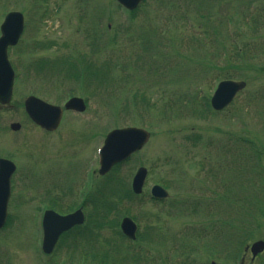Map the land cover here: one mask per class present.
I'll return each instance as SVG.
<instances>
[{"label":"rangeland","instance_id":"rangeland-1","mask_svg":"<svg viewBox=\"0 0 264 264\" xmlns=\"http://www.w3.org/2000/svg\"><path fill=\"white\" fill-rule=\"evenodd\" d=\"M15 9L25 21L19 43L8 54L15 80L10 102L0 105V154L14 157L19 165L22 163L18 177L22 187L14 192L19 200H13L12 196L11 216L0 229V264H103L101 253L117 245L137 252L141 258L138 264H210L211 260L217 264L221 254L216 252L208 258L204 248L193 252L194 248L209 244L215 250H223L230 246L234 256L246 243L257 238L264 240V214L258 208L264 210V191L258 181V170L264 169V161H258L252 150L245 149L250 143L240 147L230 137V147L225 152L228 136L221 132L232 124L240 131L239 135L244 130L257 148V139L260 144L264 142V71L257 70L264 67V0H146L132 13L116 0H0V22L8 11ZM79 16L83 17V23ZM34 42L42 49L33 50ZM218 42L224 43L227 50L223 51L225 56L222 52L215 60L217 66H227L232 44L234 50L243 52L244 58L249 56V63L245 67L240 63V70L232 78L245 80L247 86L222 111L198 116L190 111L187 96L170 93L178 94L180 87H192L198 92L207 91L206 98L203 92L199 94L201 107L209 102L224 72L210 66L211 63L205 68L199 59H203L206 51L212 54L213 45L219 47ZM62 56L89 59L97 66L107 62L111 66L110 78L86 87L81 80L65 79L54 71H45L46 77L39 76L25 66L37 58L49 59L54 64L52 60ZM180 73L187 77L184 86L171 83ZM54 76L59 78L58 84ZM141 90L151 97L152 111L137 96H146ZM28 94L43 99L51 96L56 101L63 99L57 104L75 95L88 103L81 113L63 111L59 126L50 132L39 128L25 113L22 101ZM170 99L179 103L172 104L174 110L170 111L171 115L178 112L179 119L161 116ZM243 107L246 116L230 124L229 118ZM13 121L20 123L16 131L9 128ZM126 126L145 128L150 133L148 141L126 161L111 168V173L99 175L95 150L106 132ZM196 134L203 139L197 146L192 145L197 143ZM186 135L191 137L192 144L186 142ZM209 143L213 146L208 152L205 147ZM202 156L207 157L200 161ZM246 161L251 165L247 173L249 182L244 179ZM199 162L203 163L199 167L202 172L197 169ZM138 166L148 169L142 193L133 197L130 204L119 202L117 211L109 218L116 223L123 216L131 217L139 233H147L146 237L130 243L121 233L117 235L116 228L106 225L96 232L81 229L77 240L71 241L72 234L78 231L73 226L61 238L57 249L50 254L42 253L38 229L44 207L57 212L73 209L93 192L101 194V203L114 202L122 195H116L115 184L107 186L106 181L113 172H119L121 182L118 179L116 187L120 193L127 191ZM213 168L215 173L211 171ZM27 171L29 176L37 173L34 182H41V188L34 191L31 180L24 179ZM153 184L165 186L170 197L153 200L149 195ZM228 186L237 188L243 203L249 201L243 206L255 216L247 221L240 216L229 222V230L223 221L230 212L237 211L239 204H234L235 210L227 206L230 203L227 198L234 197L231 190L226 192ZM49 199L55 204H49ZM197 200L207 206L200 207L204 217L193 212ZM16 201L24 203L17 207ZM83 210L92 214L94 206L85 204ZM153 224L155 231L150 235L148 231ZM84 227L85 224L79 228ZM197 229H201L199 234ZM231 229L233 241L227 243ZM262 253L264 257V250Z\"/></svg>","mask_w":264,"mask_h":264},{"label":"water","instance_id":"water-1","mask_svg":"<svg viewBox=\"0 0 264 264\" xmlns=\"http://www.w3.org/2000/svg\"><path fill=\"white\" fill-rule=\"evenodd\" d=\"M123 5L133 8L140 0H118ZM22 15L19 12H10L6 15L1 24L0 36V102H8L13 83V70L7 60L6 48L9 44H14L22 29ZM243 81L222 80L217 84L213 92L210 103L214 109H221L225 106L237 91L244 86ZM25 107L29 116L40 126L47 129L56 127L61 110L57 106H52L41 100L29 96L25 100ZM66 107H75L82 109V101L78 98H72L66 103ZM13 129L18 127L17 123L11 124ZM148 133L140 128L128 127L110 131L101 149V163L99 172L105 173L114 162L127 158L130 153L139 149L147 140ZM13 170V165L0 159V226L5 219V209L9 194V176ZM145 176V168L140 167L132 181V188L135 192L141 189L142 181ZM151 192L157 197H163L166 192L158 185L152 187ZM47 217V218H46ZM43 220V249L49 252L53 247L58 235L71 225L81 221L79 210L66 216H58L52 212H47ZM121 228L125 234L134 236L135 224L128 217L123 218ZM264 246L263 241H256L252 244V253H256Z\"/></svg>","mask_w":264,"mask_h":264},{"label":"trees","instance_id":"trees-1","mask_svg":"<svg viewBox=\"0 0 264 264\" xmlns=\"http://www.w3.org/2000/svg\"><path fill=\"white\" fill-rule=\"evenodd\" d=\"M201 3H203V2H201ZM258 14L261 15L259 12H258ZM218 43H219V47L216 45V43L213 45V47H215V48L213 49L212 54H211V51L209 53H208V51H206V53H204L205 56L203 57V59L202 60L199 59V61H200L201 65L204 66L205 68H207L209 66V64L211 63L212 65H210V66L218 67L219 69H221L224 72V75H223V77H221V79L233 78L236 75L235 72L240 70V65H239L240 63L244 64L243 67H245L246 63H249V61H248L249 56L245 55L247 53H244V55L246 56L244 58L243 52H241V50H239V52H237L238 48H236V50H234L235 45L232 44V49H231L232 53L230 52L226 58L227 66L226 65H224V67L217 66L215 64V60L217 59L218 56H219L218 58H220V55H219L220 53H222L224 50H227L226 48H224V46H225L224 43H221V42H218ZM222 54L225 56L224 52ZM208 55L210 58H208ZM224 56H223V58H224ZM52 61H54L55 63L54 64L49 63L50 68L55 70L57 72V74H62V76L64 78L78 79V80H81L83 83H90V82H92V80H96L98 82V84H101L103 82L105 83L110 78L109 77V67L107 66V64H108L107 62H104L100 66H97L94 63H92L91 61H88L84 58H69L68 56L67 57H65V56L58 57V59H54ZM43 62L45 63L46 61H43ZM136 62L137 63L140 62V56H139V58H137ZM221 63L223 64V62H221ZM205 65H207V66H205ZM250 67H252V69H253L255 66L252 65ZM257 70L258 71H264V67H258ZM181 73L177 74V76H175V79L173 80V82H171L172 84L180 83V84H182L181 86H184V83L186 82L187 77L183 76V74H181ZM183 81H184V83H183ZM180 88H181V91L178 94L170 93L171 96H173V95L178 96V97L187 96V98L190 102V104H188V107H190V111L192 113H195L198 116H200L201 114L204 115V114H206V112H208V114H209L210 106H209L208 102H204L203 107H201L199 105L202 102V100H201L202 96L199 97V94L201 92H203V97L206 98L205 96L207 95V91L199 90V92H198V90L195 91L194 90L195 88L193 89L192 87H187L185 89H183L182 87H180ZM145 95H146V93H145ZM141 97H142L143 101L146 103L149 100L147 97L144 96V94H141ZM167 103H168V105L165 107L161 116H163L165 118H168V115H170L172 118L178 117L179 116V115H177L178 112H175L174 115H171L170 111L174 110L172 104L179 105V103L174 102L173 100L171 101V99ZM239 110L235 115H233L232 117L229 118L230 124L236 120L237 121L242 120L243 117L246 116V114H245L246 112H244V107L241 108L240 111ZM213 113H214V111H213ZM175 115H177V116H175ZM221 132H224L226 134V136H228L227 137L228 141L231 140V139H229V137L236 139V141L234 143L237 145H240V147L241 146L245 147L247 145V143H250V146H246L248 149L247 148H245V149L247 151L252 150L253 155L258 159V161H264V142H262L260 140L262 143V144H260L259 139H257L258 140L257 141L258 148L260 149V150H258L257 146H255L253 143H251L252 141L248 139V136L244 135V130H242V132H241L242 136H241V135H239L240 131H237L236 127L232 124L228 125L224 129H222ZM190 139H191V137H187L188 142ZM195 140L199 141L200 136L197 135L195 137ZM209 144H211V143H209ZM229 147H230V143H229V146H227L225 148V152L228 151ZM230 150L232 151V149H230ZM233 150H234V147H233ZM200 163L203 164L202 162H199V167H200ZM249 169H251V165L246 161L245 162L246 177L244 178L246 180V182H249V181H247L248 180L247 173H248ZM211 171L213 172V170H211ZM258 171H259V173H258V175H259L258 179L259 180L258 181H259L261 189L264 191V169L258 170ZM241 176H242V173H241ZM106 184H107V182H106ZM103 188H105V186H103ZM229 190L232 191L231 195L234 197H232L231 199L227 198V200L230 202L229 204H227V206L228 205L232 206L231 209L234 210L233 209V203H239L240 206H242L244 198L239 196L237 188H234L232 186H230V188H229V186H228L226 188V192H229ZM263 197H264V195H263ZM197 203H198L197 207H201L203 209L207 208V206L204 204L203 201H201V202L197 201ZM244 203H245V205H248L249 201H245ZM252 204H253V202H252ZM258 208L260 209V212L264 214V210L262 209V207L259 206ZM111 210H112V204L110 202H104L103 201L100 205V211H101L99 214L100 219L99 220L98 219L91 220L89 222V226L86 227L85 230H87L89 227H90L89 229H96V228L103 227V225L106 222H109L110 224L113 225L115 222L112 221L111 219H108V215H107V213H109ZM195 210H193V212ZM214 211L215 212L218 211L216 206H214ZM242 214H243V216L246 217V218L244 217L246 219V221L249 220L250 217L255 218V216L249 210H247V208L244 210V212ZM222 221H221V223H222ZM229 222L232 223V216H230V215L226 221H223V224H226L225 226H226L227 230H229V228H227L229 226ZM215 231L218 234L219 230L215 229ZM228 234H229L228 237L230 236V239H231L232 238V229H231V231L228 232ZM140 236L142 237V235H140ZM74 237H76V236H74ZM115 251H117V253H120L122 251V249L119 245L114 246V247L109 246L107 251H103L101 253L100 262L111 261V262H118V264H120L123 259H130V260H132V264H136L139 260H141L138 253H135L132 251H127L128 253L132 254V255L128 256L127 252L125 254H113ZM113 255L115 257H117V256L118 257L113 258Z\"/></svg>","mask_w":264,"mask_h":264},{"label":"flooded vegetation","instance_id":"flooded-vegetation-1","mask_svg":"<svg viewBox=\"0 0 264 264\" xmlns=\"http://www.w3.org/2000/svg\"><path fill=\"white\" fill-rule=\"evenodd\" d=\"M0 156L6 157V158L12 160V156L4 155V154H0ZM244 250H245V248H244ZM247 255H249V258L246 260ZM240 264H264L263 253L260 252V253H257L256 255L253 256L250 253L249 249L247 248V250H245V253H243Z\"/></svg>","mask_w":264,"mask_h":264}]
</instances>
